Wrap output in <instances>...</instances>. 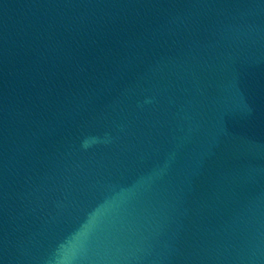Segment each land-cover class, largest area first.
Returning <instances> with one entry per match:
<instances>
[{"label":"water","instance_id":"95a60500","mask_svg":"<svg viewBox=\"0 0 264 264\" xmlns=\"http://www.w3.org/2000/svg\"><path fill=\"white\" fill-rule=\"evenodd\" d=\"M0 264H264V0H0Z\"/></svg>","mask_w":264,"mask_h":264}]
</instances>
